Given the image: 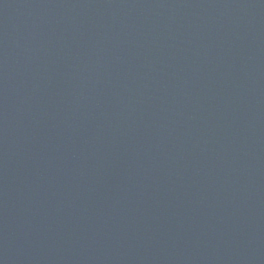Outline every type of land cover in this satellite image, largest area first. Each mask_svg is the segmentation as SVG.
I'll return each mask as SVG.
<instances>
[{
	"label": "water",
	"instance_id": "water-1",
	"mask_svg": "<svg viewBox=\"0 0 264 264\" xmlns=\"http://www.w3.org/2000/svg\"><path fill=\"white\" fill-rule=\"evenodd\" d=\"M0 264H264V0H0Z\"/></svg>",
	"mask_w": 264,
	"mask_h": 264
}]
</instances>
